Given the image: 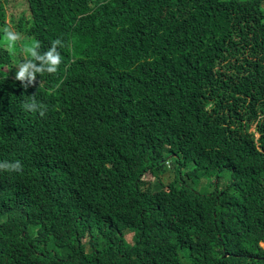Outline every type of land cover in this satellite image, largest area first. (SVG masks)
<instances>
[{
  "label": "trees",
  "instance_id": "trees-1",
  "mask_svg": "<svg viewBox=\"0 0 264 264\" xmlns=\"http://www.w3.org/2000/svg\"><path fill=\"white\" fill-rule=\"evenodd\" d=\"M17 1L64 47L25 90L0 31V264H264V0Z\"/></svg>",
  "mask_w": 264,
  "mask_h": 264
},
{
  "label": "clouds",
  "instance_id": "clouds-1",
  "mask_svg": "<svg viewBox=\"0 0 264 264\" xmlns=\"http://www.w3.org/2000/svg\"><path fill=\"white\" fill-rule=\"evenodd\" d=\"M0 31L3 33L2 43L4 49L11 55H17L18 50L19 55L23 57V60L15 66V80L19 81L25 90L29 86H35L37 75L40 77L44 74L54 75L59 71L63 62L59 49L64 47L61 39L52 41L50 47L42 52L39 40L26 41L24 34L15 30L11 24L6 23L0 28ZM38 80L43 83L42 78ZM56 88H59V84L56 85ZM54 91L55 89L50 90V92ZM21 107L26 112H38L42 117L45 116L47 111L46 105L39 103L35 94L30 96V100L24 102ZM22 168L23 166L19 160L0 161V172H21Z\"/></svg>",
  "mask_w": 264,
  "mask_h": 264
},
{
  "label": "rangeland",
  "instance_id": "rangeland-1",
  "mask_svg": "<svg viewBox=\"0 0 264 264\" xmlns=\"http://www.w3.org/2000/svg\"><path fill=\"white\" fill-rule=\"evenodd\" d=\"M25 10V7L23 5L20 4V2L17 1V5H15V8H14V11L13 13H8L7 14V18L5 19L4 21V24L0 21V28H2L6 23H9L12 25L11 21H10V15L11 14H14L15 16H18L20 13H22V11ZM21 15V14H20ZM13 26V25H12ZM14 27V26H13ZM15 29V27H14ZM16 30V29H15ZM16 61H20L21 59H23V57L21 55H19V51H17V55H15V58H14ZM8 67L5 66L3 71H8ZM13 77H15V75H12ZM251 130L254 131V132H257V137L260 138V134L258 133V129H257V121L256 122H253L252 124V127H251ZM168 174L163 176V180L165 181L166 178H167ZM146 181L150 182V183H156V179L153 178V176L151 175H148L146 178H145ZM129 238H131V235L129 236ZM262 246L264 247V243L262 244Z\"/></svg>",
  "mask_w": 264,
  "mask_h": 264
}]
</instances>
